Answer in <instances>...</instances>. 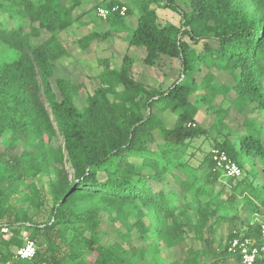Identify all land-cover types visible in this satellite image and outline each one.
Segmentation results:
<instances>
[{"label":"trees","instance_id":"trees-1","mask_svg":"<svg viewBox=\"0 0 264 264\" xmlns=\"http://www.w3.org/2000/svg\"><path fill=\"white\" fill-rule=\"evenodd\" d=\"M177 1L126 0V15L109 21L114 33L131 31L128 50H143L146 67L162 71L166 60H178L179 78L167 89L144 82L126 52L119 68L102 61L98 85L80 105L84 85L52 82L57 62L69 56L59 34L75 25L79 0H0V17H7L0 22V226L10 228L0 234V264L12 261L23 235L45 250L15 264H87L94 254L92 264H145L148 257V264H241L229 242L240 235L260 239L264 0H187L185 7ZM122 4L105 0L100 6ZM159 9L178 15L179 24L162 25ZM135 10L137 27L129 29L124 19ZM111 34L92 32L79 42L87 50ZM217 72L231 83H219ZM219 97L231 107L217 106ZM203 105L215 115L210 130L196 120ZM233 107H248L262 120L233 131L226 122ZM201 138L232 160L242 154V175L219 170L212 150L195 146ZM103 209L116 213L113 221L126 229L125 241L137 232L146 246L104 245ZM224 224L232 227L227 243L217 236ZM185 238L204 247L191 246L182 261L166 262L163 253ZM61 244L69 256L60 257Z\"/></svg>","mask_w":264,"mask_h":264},{"label":"rangeland","instance_id":"rangeland-1","mask_svg":"<svg viewBox=\"0 0 264 264\" xmlns=\"http://www.w3.org/2000/svg\"><path fill=\"white\" fill-rule=\"evenodd\" d=\"M187 0H178V4L182 7H185ZM79 10H85L84 7H80V5L77 7ZM89 11V10H88ZM86 15H88L89 18L92 20H88L87 16L83 14H74V17L76 18L75 25L65 31L59 34L60 41L66 46L69 56L62 59L61 61L57 62L56 66V75L55 78L52 80L53 84L57 78H64L69 79L71 81L80 83L81 85H84L86 87V92H83L80 94L77 102L82 105L85 102V99L88 94H92L94 91V88L98 85V80L96 79V76L103 70L104 65L102 64V61L105 59H108L111 61V66L115 68H119L122 64V59L126 53L125 49L127 48V37L130 34L131 31H127V35L123 36L122 42H119V40L111 38V36L107 39H100L95 40L92 42L90 47L85 50L80 45V39H82L84 36H86L89 33L97 32L100 35H104L106 31H111L112 34L115 32L112 22L107 21H101L99 20L95 15L94 11H89ZM85 16V17H84ZM129 17L124 19V23L127 22ZM131 19L138 18V11L135 10L133 14L130 17ZM4 19H7V17H0V22ZM83 19V21H82ZM159 19L162 25L166 23H174L179 24L180 17L173 12H171L168 9H159ZM48 36L43 33L41 39L45 40ZM39 39H33L34 43H37ZM118 42V43H116ZM198 49L201 48V46L197 47ZM127 50V49H126ZM136 51V50H135ZM140 51V50H138ZM143 51V50H141ZM137 61H136V67H135V73L139 75V78L147 82L149 79L150 84L155 85H161L163 89H167L171 86V84L177 80L180 76V69H181V63L178 60H166L164 66H162V71L158 68H147L143 63L141 59V53L136 52ZM143 54L144 51H143ZM203 75L207 73L208 69L203 68ZM218 75V82L223 83H231V79L222 73L217 72ZM199 80H201V76L199 75ZM56 88V87H55ZM234 96L232 95L231 98ZM193 100L195 97L192 98ZM217 106L222 105L224 108H228L230 106V101L226 100L223 101L222 97H219L217 101L215 102ZM231 107V106H230ZM174 118L171 119V122H169L170 125H172ZM197 123L204 127L207 130H210L215 122V115L213 113L207 112V107L205 105L202 106L201 111L198 113L196 117ZM250 120H257L261 121L262 119L259 118V116H256L252 114L248 107L243 108L242 111L237 112L235 108H231L229 115L226 117V122L229 125V127L233 131H244V123L248 122ZM54 145L58 146V141H54ZM195 146L199 147L201 146L203 149L212 150L211 148V140L209 138H201L198 139L195 142ZM4 150V146L2 143V140L0 139V152ZM21 149H18L17 151L20 152ZM235 162L240 164H246L245 157L238 153L237 156L234 159ZM263 165L262 162H259L257 165V168L260 170L261 166ZM247 167V165H245ZM254 172L255 169H254ZM40 181L45 183L47 181V178L42 176L40 178ZM46 184V183H45ZM152 186H154L156 189L159 187L158 184L152 183ZM47 186L45 189V192L47 193ZM17 198V197H16ZM14 198L13 202L17 201V199ZM47 205H51V200L47 196L46 199ZM100 206H104L100 204ZM30 213L33 214L36 212L37 209L32 210L29 209ZM41 216L47 218L45 214V209L43 212H41ZM109 211L102 210L101 212V218H102V224L100 226L101 231V240L104 245L112 244L115 242L123 244L126 248H143L146 246V244L140 240L139 234L137 232H133L130 235V241L127 242L123 239V234L125 233V228L121 227L118 223H115L113 221V217L116 215V213L112 214ZM232 229L228 224L222 225L217 232V236L222 238L225 243L228 242L229 239V232ZM10 233V232H9ZM8 233V234H9ZM7 234V235H8ZM22 240H24V235L22 237ZM24 242V241H23ZM62 245V250L60 253V257L63 256H69V247ZM195 247V248H202L204 247L203 243H196L191 241L190 239H182L181 242L170 252H164L163 257L166 262H168L170 259H177V261H182L187 256V249L189 247ZM39 251H44L45 247L38 246ZM17 252V251H16ZM16 252L14 253V257L12 258V261L9 264H15L17 261L16 258ZM96 255H91L86 259L87 264H92L95 261ZM150 258L148 257L145 261V264L149 263ZM66 264V263H62ZM70 264V263H67ZM230 264H235L234 260H230Z\"/></svg>","mask_w":264,"mask_h":264},{"label":"built area","instance_id":"built-area-1","mask_svg":"<svg viewBox=\"0 0 264 264\" xmlns=\"http://www.w3.org/2000/svg\"><path fill=\"white\" fill-rule=\"evenodd\" d=\"M128 11L126 5H113L110 8L98 7L96 14L102 21L109 20L113 15L125 16ZM212 158L216 167L223 171L228 177H240L242 169L237 162L219 149L212 150ZM10 228L7 225L0 226V234H8ZM229 252L240 257L241 264H259L264 260V225L261 228L260 239L249 238L243 235L235 236L229 242ZM37 243L28 235L24 237L23 245L17 250L16 258L21 261H32L37 255Z\"/></svg>","mask_w":264,"mask_h":264},{"label":"crops","instance_id":"crops-1","mask_svg":"<svg viewBox=\"0 0 264 264\" xmlns=\"http://www.w3.org/2000/svg\"><path fill=\"white\" fill-rule=\"evenodd\" d=\"M105 0H79V3H80V7H84L85 8V10H79V9H77L76 8V10H75V12H74V14H83V15H85V16H87V18H89L88 17V15H86L90 10L91 11H94L95 10V15H96V17L98 18V16H97V14H96V11H97V8L98 7H104V6H100V4L102 3V2H104ZM122 1V5H126L125 3H126V0H121ZM69 2H70V0H69ZM89 10V11H88ZM159 11V10H158ZM84 16V17H85ZM131 16H129V18H128V20H127V22L125 23L126 24V26L129 28V29H135L136 27H137V20L136 19H131L130 18ZM99 19V18H98ZM88 20H92L91 18H89ZM100 20V19H99ZM82 21H83V19H82ZM102 21V20H101ZM106 32H108V31H106ZM124 35H127V32H123V31H121V32H118V33H114L113 32V34H111V38H114V39H117V40H119V42H122V40H123V36ZM116 43H118V42H116ZM127 49V50H126ZM125 49V51L126 52H129V54L130 55H132L135 59H136V61H137V58H136V56H137V54H136V52H140L141 53V59H143L144 58V56H145V54H143V51H141V49H138V48H131L130 50H128V43H127V48ZM136 50V51H135ZM138 50H140V51H138ZM145 53V52H144ZM126 54V53H125ZM135 67H136V63H135ZM147 68H149V67H147Z\"/></svg>","mask_w":264,"mask_h":264}]
</instances>
